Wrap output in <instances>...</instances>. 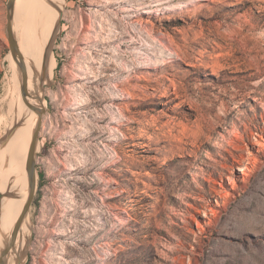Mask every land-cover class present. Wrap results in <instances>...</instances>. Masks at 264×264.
<instances>
[{
  "label": "rangeland",
  "instance_id": "1",
  "mask_svg": "<svg viewBox=\"0 0 264 264\" xmlns=\"http://www.w3.org/2000/svg\"><path fill=\"white\" fill-rule=\"evenodd\" d=\"M53 1L54 31L34 41L54 71L15 264H264V0ZM7 2L0 148L28 90ZM13 192L0 197L15 208Z\"/></svg>",
  "mask_w": 264,
  "mask_h": 264
},
{
  "label": "bare ground",
  "instance_id": "2",
  "mask_svg": "<svg viewBox=\"0 0 264 264\" xmlns=\"http://www.w3.org/2000/svg\"><path fill=\"white\" fill-rule=\"evenodd\" d=\"M46 1L51 2L49 3L50 5L55 4L53 0H16L13 8L14 21L22 22L21 29L19 31L20 33L18 32L19 37L15 34L14 38L17 41V45L23 59L24 70L40 71L42 75H36L29 72L22 74L23 76L20 78L21 83L23 82V84L27 85L28 90L19 102L21 113L15 115L17 120L14 122V125L20 124L21 128H18V126V129L13 133L12 137H10V139L8 138L9 140L6 141V145L3 148H0V191L3 192V195L14 194L13 191L17 190L18 187V192H21L19 200L9 198L12 200V203L15 204V208L7 206L3 202L2 197H0V252L2 248L6 246L9 236L11 238V236L15 233L13 242L14 248L9 250L8 254L5 256L6 264H15L20 258L24 244H26L25 238L23 237L20 229V227L25 223L26 215L23 217L19 225L22 238L19 248L18 244L20 242V233L18 231L17 223L24 211V207L22 206L23 197L30 189L27 178L28 176L23 177L20 185V176L17 172L22 162V158L20 159L21 155L26 151H30L33 134L32 131L35 123L39 119V113L42 109H44L45 100L42 89L51 83L48 71L52 73L53 81L54 67L52 65V53L50 52V48L48 50V55L46 51L47 48L38 52V48L36 50L34 48V41H39L42 45L49 41L56 25L57 16L53 13L54 11L52 12L53 9L51 10V7L49 8ZM31 11L34 13V17L36 19V23L34 20H30L35 23L34 26H31L29 23L30 21L28 22L25 17V20L23 18L26 12L29 13ZM15 24L17 25V23ZM10 60H12L10 62L13 64L14 78H16L19 71L15 68L14 64L19 68L20 66L12 59V56H10ZM45 81L46 83H44ZM36 115L37 117L35 120ZM10 212L13 215L9 214Z\"/></svg>",
  "mask_w": 264,
  "mask_h": 264
},
{
  "label": "water",
  "instance_id": "3",
  "mask_svg": "<svg viewBox=\"0 0 264 264\" xmlns=\"http://www.w3.org/2000/svg\"><path fill=\"white\" fill-rule=\"evenodd\" d=\"M16 0H8L7 5H6V11H7V15H6V20H7V24H6V36H7V41H8V45H9V50H10V54L12 56V59L20 66L21 71L24 74V65H23V59L22 56L20 54L17 42L14 38V34H13V29H12V18H13V8H14V4H15ZM42 113H44V109H42V111L39 113V119L36 123V127L34 129V132L32 134V143L30 146V151L28 154V159H27V175H28V182H29V198L27 200V203L24 207V211L22 213V215L19 218V221L17 223V227H19L20 222L22 221L23 217L26 215V213L28 212V208L32 202V198L34 195V190H35V176H36V170H35V162H34V154L36 151V143L38 140V134L41 128V118H42ZM16 230V229H15ZM14 238H15V233L11 236L10 240H9V245L5 247L4 251L2 252V257L0 259V264H5L3 257L9 252V250L11 248H13V242H14Z\"/></svg>",
  "mask_w": 264,
  "mask_h": 264
}]
</instances>
